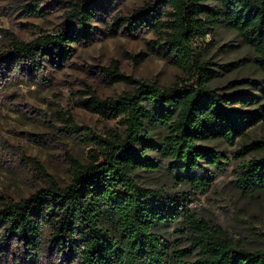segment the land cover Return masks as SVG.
Masks as SVG:
<instances>
[{"label":"trees","instance_id":"16d2710c","mask_svg":"<svg viewBox=\"0 0 264 264\" xmlns=\"http://www.w3.org/2000/svg\"><path fill=\"white\" fill-rule=\"evenodd\" d=\"M121 1L79 0L59 34L28 43L12 37L5 58L35 64L50 52L65 63L75 46L93 41L92 24L112 18L114 35L121 29L160 35L157 48L190 76V83L163 89L127 76L117 66L104 68V80L126 83L131 90L101 98L89 89L81 106L106 119L120 118L123 135L113 141L94 139L101 153H92L87 165L76 164L67 186L52 181L26 199L0 202L2 256L19 251L31 264L38 263L47 230L51 247L67 264H264V249L237 246L219 224L197 219L186 197L144 187L136 177L160 170L155 154L171 163L180 184L206 193L215 180L207 168H224L222 154L202 144L234 145L260 122L257 113L232 107L237 95L213 89L217 71L194 45L219 26L230 27L259 56L264 75V0H157L130 15L112 17ZM236 100L247 103L245 96ZM156 129L165 131L159 142L152 139ZM255 146L245 145L237 153V186L248 197L264 191V158L244 160Z\"/></svg>","mask_w":264,"mask_h":264},{"label":"rangeland","instance_id":"374dc122","mask_svg":"<svg viewBox=\"0 0 264 264\" xmlns=\"http://www.w3.org/2000/svg\"><path fill=\"white\" fill-rule=\"evenodd\" d=\"M78 1L0 0V202L26 199L52 181L67 186L76 164L87 165L92 153H101L94 139L113 141L123 135L125 127L120 118L106 119L81 106V100L89 97V89L101 98H118L131 90L126 83L111 85L104 80V68L117 66L125 75L163 89L190 83V76L157 48L160 35L146 30L133 35L126 29L114 35L112 18L92 24L93 41L75 46L73 56L65 63L59 64L50 52L38 57L35 64L5 58L12 37L28 43L59 34L67 27L73 4ZM155 1L122 0L112 17L130 15ZM28 8L36 12L29 14ZM194 47L215 65L210 66L217 71L213 89L221 95H237L232 107L257 113L260 122L234 145L225 141L202 144L222 154L224 168H207L215 180L206 193L180 184L171 173V163L155 154L151 156L161 163L160 170L140 172L137 180L144 187L186 197L197 219L219 224L237 246L252 251L264 249V191L244 196L236 181L241 162L237 153L245 145L256 144L253 153L244 155L245 161L264 158V75L257 62L260 58L227 26H219ZM242 96L247 103L236 100ZM164 136L162 129L152 132L154 141ZM3 248L0 264H31L19 251L2 256ZM35 264H67L51 247L47 230L42 257Z\"/></svg>","mask_w":264,"mask_h":264}]
</instances>
